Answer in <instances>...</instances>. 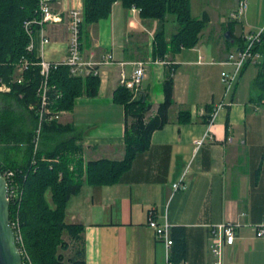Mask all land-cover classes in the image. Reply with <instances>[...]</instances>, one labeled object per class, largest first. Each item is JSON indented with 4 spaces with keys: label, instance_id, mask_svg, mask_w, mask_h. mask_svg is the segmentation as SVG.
Here are the masks:
<instances>
[{
    "label": "crops",
    "instance_id": "crops-1",
    "mask_svg": "<svg viewBox=\"0 0 264 264\" xmlns=\"http://www.w3.org/2000/svg\"><path fill=\"white\" fill-rule=\"evenodd\" d=\"M52 6L61 21L35 28L34 55L58 62L69 54V12L83 8V0H52ZM205 14L204 9L201 17H194ZM208 17L195 48L167 54L164 59L170 65L147 68L142 91L152 105L149 118L165 101L167 70L176 69L170 122L153 133L148 151L136 156L117 184H84L70 199L66 221L84 226V264H167L170 251L148 226L152 210L159 224L185 231V255L178 264H212V230L236 222L241 226L234 245L224 250V264H264V238L257 233L264 220V88L258 83L264 43L262 63L246 65L233 92L226 95L221 74L233 68L220 62L239 50L242 42L229 43L222 35L234 21ZM244 22L249 32L264 27V0L248 1L242 23L233 29L237 37L245 34ZM159 26L118 2L108 19L86 27L81 38L83 58L98 61L110 53L115 64L99 67L102 77L96 97L82 96L73 111L62 113L58 125L72 126L74 131L49 135L42 142L43 150L78 137L85 169L91 161L124 159L125 112L114 102V93L121 86L122 72L128 78L133 75L135 67L129 63L154 59ZM165 29L170 41L178 29L173 17ZM44 38L49 43L44 45ZM182 110L190 112V123L178 122ZM10 149L0 155L2 160L23 163L25 154L15 146ZM179 181L187 189L176 191L173 184ZM174 252L175 246L173 258Z\"/></svg>",
    "mask_w": 264,
    "mask_h": 264
},
{
    "label": "trees",
    "instance_id": "trees-1",
    "mask_svg": "<svg viewBox=\"0 0 264 264\" xmlns=\"http://www.w3.org/2000/svg\"><path fill=\"white\" fill-rule=\"evenodd\" d=\"M118 2L126 9L138 8L141 19L160 23L154 37V59H164L169 53L177 54L182 49L195 48L202 31L210 22L207 14L200 19L192 15L191 0H83L81 38L86 27L108 19L114 4ZM170 16L175 19L178 29L168 41L165 24ZM40 19L39 0H0V79L11 88L10 92H0V98L3 97L0 106V155L8 154L13 146L25 154L23 163L10 162L9 158L2 160L0 156V170L9 168L18 173L17 180L23 189V199L19 209L10 205V221L15 220L17 214L24 244L33 264H84V226L66 221L68 203L81 191L84 184L95 187L117 184L131 169L136 156L148 151L153 133L170 122L171 108L175 104L176 69L171 66L166 72L165 101L159 105L154 117H148L152 105L145 95L133 100L126 87L120 86L115 91L114 102L123 106L125 112L123 160L91 161L85 169L81 157L83 149L76 145L78 137L57 143L52 149L43 150L42 142L49 135L71 134L74 131L72 126L58 125L59 121L45 124L40 149L35 153L33 139L39 115L38 107L32 109L31 106L39 103L38 89L43 77L39 65L41 59L34 55V51H28L31 39L25 30V23ZM234 23H230L231 38L243 45L244 35H235ZM36 27L39 25H32L33 34ZM262 43L264 35L258 50ZM24 60L29 65L19 83L13 79ZM262 68L258 83L264 88V66ZM100 83L99 77L82 78L72 75L68 66L52 69L49 77L52 87L50 107L57 112H71L78 98L96 97ZM178 122L190 123V112L180 111ZM22 143L26 144L23 149ZM34 157L37 159L36 165L32 164ZM43 157H46L45 161L42 160ZM65 235L71 239L74 250L68 261L62 253L70 249ZM171 236L175 246V255L171 259L178 263L177 260L185 255V231L183 228H176L171 230Z\"/></svg>",
    "mask_w": 264,
    "mask_h": 264
},
{
    "label": "built area",
    "instance_id": "built-area-1",
    "mask_svg": "<svg viewBox=\"0 0 264 264\" xmlns=\"http://www.w3.org/2000/svg\"><path fill=\"white\" fill-rule=\"evenodd\" d=\"M39 8H40V17L39 21H27L25 23V30L30 36V44L28 45V51H34V34L32 31V25L38 24L42 26L45 23L52 22H60L61 18L54 13L52 0H39ZM248 8L247 0H240L237 6V9L231 15L232 19H240L244 17ZM132 13H140V10L136 7L130 8ZM70 18V44H69V54L68 57L63 61L58 62H50L44 58L40 60L41 67V75L43 77V81L41 83L40 88L38 89V98L39 103L35 106L32 105L31 108L38 107V115L39 122L36 133L33 139L34 152L37 153L41 146V135L44 130V126L48 122L59 121L62 116V111L57 112L54 111L51 106V86L49 84V77L52 69H57L60 66H68L70 68L71 74L74 76L86 78L88 76L102 77V72L100 71V66H109L115 64L113 54H106L101 57L98 61H87L82 56V42H81V25L83 23V9L79 7H73L69 12ZM264 35V27L251 31L247 35H244L243 45L237 50L233 51L228 55V58L220 62L223 66H229L233 68L232 72L224 71L221 76L222 80L226 87V95L232 91V84L239 78L241 72L244 70L245 66L248 64L259 65L262 63V53L258 50V46L262 41V37ZM49 43V39L44 38L43 44ZM203 60V58H201ZM213 63H216L213 61ZM133 65L134 73L128 78L124 72H122L121 76V85H124L128 90L132 92V99L137 100L143 94L142 84L144 78L146 77V71L150 64H161V65H170L171 63L166 62L165 59L155 60V62L149 61H137L129 63ZM28 61L24 60L21 65L17 68V76L14 77V81H18L19 83L23 80V73L28 69ZM125 65V63H122ZM11 88L7 86L0 79V92H10ZM214 114L211 115L213 118ZM201 143V142H200ZM43 161L46 160V157L42 158ZM33 165L37 164V159H33ZM1 165V162H0ZM2 167V166H1ZM1 174L5 178L9 193L8 200L10 205L13 204L16 208H20L23 199V189L20 186L17 180V171L12 169H4L1 171ZM173 188L177 190H185L187 189L186 184H183L182 181L176 182L173 184ZM11 222V221H10ZM11 225L15 231L16 242L19 248V251L22 255L23 264H33V261L26 250L21 227L20 220L16 214L15 220L11 222ZM148 226L152 228L156 237L165 242L168 248V262L167 264H178L171 259V249L173 248L174 241L171 236L172 228L169 224L161 225L156 220L155 212L152 210L148 217ZM241 226L240 222L236 223H227L217 226L216 230H212L211 236V245L210 251L212 255V264H224V250L226 247H230L234 245L237 237V229ZM258 236L264 238V220L257 226ZM185 264V262H181Z\"/></svg>",
    "mask_w": 264,
    "mask_h": 264
},
{
    "label": "water",
    "instance_id": "water-1",
    "mask_svg": "<svg viewBox=\"0 0 264 264\" xmlns=\"http://www.w3.org/2000/svg\"><path fill=\"white\" fill-rule=\"evenodd\" d=\"M229 42H234L230 32L224 34ZM8 184L0 172V264H23L15 231L10 222V203Z\"/></svg>",
    "mask_w": 264,
    "mask_h": 264
},
{
    "label": "rangeland",
    "instance_id": "rangeland-1",
    "mask_svg": "<svg viewBox=\"0 0 264 264\" xmlns=\"http://www.w3.org/2000/svg\"><path fill=\"white\" fill-rule=\"evenodd\" d=\"M237 1H239V0H191V12H192L193 16L195 15L196 17H201V12H202V10L205 9L207 14L212 19H214L216 21L221 19L222 17L225 20L230 19L231 21L235 22L233 24V26H234L233 29L235 30L238 28V26H237L238 22L242 23V19H243V17H242L240 19L235 20V19H232V17H231V15L233 14L232 12L233 11L235 12L237 9V3H238ZM248 1L249 0H247V2ZM247 10H248V8H247ZM246 13H247V11H246ZM246 13H245V15H246ZM244 23L246 26V29L244 31V33H245L244 35H247L250 30L247 29L248 24L246 22H244ZM171 26L172 25H170L169 28H171ZM228 30H229L228 28H225V32H227ZM224 33H222V35H224ZM155 60H160V58L153 59V60H151V62H155ZM100 80H101V78H100ZM222 82H223V80H222ZM236 82H237V80L232 84L233 89H232L231 93L234 90ZM223 84H224V82H223ZM121 86L125 87L124 85H121ZM224 86H225V84H224ZM130 93L132 94L131 91H130ZM142 95H144V93ZM21 148L23 149V147H21ZM18 153L23 154V152L21 150H18ZM65 240H66V242L69 243L70 249L68 251H65L62 253L65 255V258H66L65 260L68 261L69 258H71L73 256L74 250L72 249V242H71V239L69 238L68 235H65Z\"/></svg>",
    "mask_w": 264,
    "mask_h": 264
}]
</instances>
